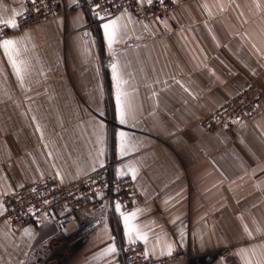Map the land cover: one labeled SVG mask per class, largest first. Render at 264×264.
<instances>
[{
	"label": "crops",
	"instance_id": "1",
	"mask_svg": "<svg viewBox=\"0 0 264 264\" xmlns=\"http://www.w3.org/2000/svg\"><path fill=\"white\" fill-rule=\"evenodd\" d=\"M25 1L0 0V24L15 30ZM64 1L68 17L0 47V264H52L50 243L76 231L44 221L13 232L5 195L111 158L142 200L86 230L66 264H122L121 246L136 242L151 257L186 253L179 264H264V102L229 130L198 124L249 83L264 92V0H172L165 22L121 13L97 29L80 0Z\"/></svg>",
	"mask_w": 264,
	"mask_h": 264
},
{
	"label": "built area",
	"instance_id": "2",
	"mask_svg": "<svg viewBox=\"0 0 264 264\" xmlns=\"http://www.w3.org/2000/svg\"><path fill=\"white\" fill-rule=\"evenodd\" d=\"M80 6L88 17L89 27L93 29L121 13H131L143 22H165L174 10L172 0H157L148 4H143L141 0H80ZM74 10L64 0H26L23 12L16 18L15 30L6 24H0V41L17 31H29L56 19L66 18ZM252 88L257 87H248L232 97L202 118L199 126L205 132L212 133L229 130L240 121H250L263 101L261 93L249 98L248 92ZM117 164L111 158L103 167L70 183H62L55 175H51L28 184L17 193L3 197V217L9 222L13 232H18L27 225L39 226L44 221H54L63 230L75 226V233H63L50 243V263L55 261L63 264L73 249L83 245L86 230L107 218L118 223L121 214H130L141 202L142 195L137 181L117 177ZM57 242L70 247L67 256H62L55 249ZM120 254L122 264H179L190 259L184 252L160 257L148 256L146 247L141 242L122 245ZM231 254L232 251L227 250L220 253V256L225 259ZM60 257L65 258L59 260Z\"/></svg>",
	"mask_w": 264,
	"mask_h": 264
},
{
	"label": "rangeland",
	"instance_id": "3",
	"mask_svg": "<svg viewBox=\"0 0 264 264\" xmlns=\"http://www.w3.org/2000/svg\"><path fill=\"white\" fill-rule=\"evenodd\" d=\"M255 86H256L257 88H255V89L252 88V89L248 92V95L250 96L249 98L252 99L254 96H257V93H261V95L263 96V98H262L263 101L260 103V105H261V104L264 102V92L261 90V88H260L257 84H255V83H249V84L246 86L245 89H247L248 87H255ZM245 89H244V90H245ZM244 90H243V91H244ZM257 91H259V92H257ZM240 93H241V92H240ZM235 96H236V95H235ZM233 97H234V96H233ZM210 112H212V111L206 112L202 118L206 117ZM200 120H201V119H200ZM198 123H199V122H198ZM206 133H207V132H206ZM212 133H213V132H212ZM79 248H80V247L73 249V252L70 253V254L67 256V253H68V251L70 250V247H69L68 245L63 244L62 242H57L56 245H55V249H56L59 253H61L62 256H63V255H64V256H67L63 264H66L67 261L71 258V256H72L76 251L79 250ZM63 258H65V257H60L59 260H61V259H63ZM188 261H189V260H188ZM52 264H60V263L55 262V261H52Z\"/></svg>",
	"mask_w": 264,
	"mask_h": 264
},
{
	"label": "snow or ice",
	"instance_id": "4",
	"mask_svg": "<svg viewBox=\"0 0 264 264\" xmlns=\"http://www.w3.org/2000/svg\"><path fill=\"white\" fill-rule=\"evenodd\" d=\"M9 26L10 27H16V25L12 22H9ZM104 28L106 31V35L108 37L109 46H111L113 39H114V36H115V24H114V22H113V24H105ZM109 29H111V31H109ZM14 43H15L14 41L6 39V40L2 41V44H0V47H3L7 51L13 47ZM114 70H115V66H114ZM118 102H119V97H118ZM123 122H124L123 121V112H121V123H123ZM121 135H123V134H121ZM128 220H129V217H125L126 225H127ZM110 251H112V249H110Z\"/></svg>",
	"mask_w": 264,
	"mask_h": 264
},
{
	"label": "water",
	"instance_id": "5",
	"mask_svg": "<svg viewBox=\"0 0 264 264\" xmlns=\"http://www.w3.org/2000/svg\"><path fill=\"white\" fill-rule=\"evenodd\" d=\"M95 226V225H94ZM94 226H92V227H94ZM210 262V260H208V259H206V263H209Z\"/></svg>",
	"mask_w": 264,
	"mask_h": 264
}]
</instances>
